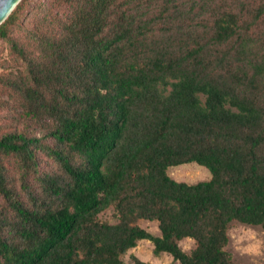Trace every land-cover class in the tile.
<instances>
[{"label": "trees", "instance_id": "obj_1", "mask_svg": "<svg viewBox=\"0 0 264 264\" xmlns=\"http://www.w3.org/2000/svg\"><path fill=\"white\" fill-rule=\"evenodd\" d=\"M62 1V34H34L43 59L27 60L21 83L25 116L50 126L0 136V160L18 157L20 177L36 173L39 154L60 173L42 176L35 196L0 162V264H125L142 240L178 264H235L231 224L264 229V34L252 33L264 0L251 21L218 0ZM26 2L0 24L1 39ZM199 14L213 17L210 33L197 23L179 32ZM189 163L211 178L167 173ZM109 208L115 223L99 220Z\"/></svg>", "mask_w": 264, "mask_h": 264}, {"label": "rangeland", "instance_id": "obj_2", "mask_svg": "<svg viewBox=\"0 0 264 264\" xmlns=\"http://www.w3.org/2000/svg\"><path fill=\"white\" fill-rule=\"evenodd\" d=\"M260 2L261 0H218L216 6H221V10L232 8L236 12L242 8L245 20L251 21V12L260 5ZM21 13L17 21L8 27V36L4 39L0 38V136L12 130H22L29 135L39 136L50 126L47 121L45 123L43 121H31L25 116L26 102L22 96L24 89L21 83L24 78L27 79V60L43 59V53L38 47L39 41L34 40V34L37 33V40L61 35L64 21L70 15L71 9L62 0H27ZM192 17V15L183 17L184 28L179 31L180 33H186L195 23L197 24L194 28H197L199 33L203 32L204 35L210 33L212 22L209 21L213 17L203 14H199L194 19ZM202 20L206 21L204 26L199 25ZM161 26L162 24H158L157 28L159 29ZM252 33L254 37L264 34V15L255 24ZM14 44L19 45L26 58L17 54ZM223 50H228V48L224 47ZM10 83L12 84L10 85ZM46 142L52 145L50 140ZM37 160L39 163L36 173H31L24 178L20 177V159L18 157L3 156L0 162L5 165L12 185L19 189L23 179V183L24 181L27 183L31 193L40 196L41 183L39 180L42 176L60 172L57 163L44 154H39ZM167 173L173 179L186 183H195L211 178V173L206 168L195 163L170 167ZM1 203L0 197V209ZM99 220L109 223L117 221L111 208L99 214ZM138 225L154 235H159L155 222L141 220L138 221ZM228 234L227 250L231 253L235 264H264V229L233 223ZM180 245L182 249L188 251L193 247V241L185 239ZM152 251V243L142 240L138 242L135 248L122 255L121 259L125 264H136L134 257L147 264H178L172 260L169 254L163 253L160 256H154Z\"/></svg>", "mask_w": 264, "mask_h": 264}, {"label": "water", "instance_id": "obj_3", "mask_svg": "<svg viewBox=\"0 0 264 264\" xmlns=\"http://www.w3.org/2000/svg\"><path fill=\"white\" fill-rule=\"evenodd\" d=\"M21 0H0V24L9 16Z\"/></svg>", "mask_w": 264, "mask_h": 264}]
</instances>
